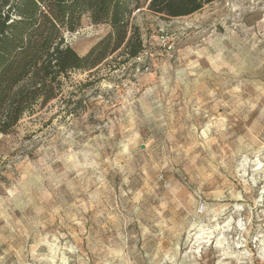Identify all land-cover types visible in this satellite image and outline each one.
<instances>
[{
    "label": "rangeland",
    "instance_id": "1",
    "mask_svg": "<svg viewBox=\"0 0 264 264\" xmlns=\"http://www.w3.org/2000/svg\"><path fill=\"white\" fill-rule=\"evenodd\" d=\"M140 4L138 57L72 72L0 133V264H264V0Z\"/></svg>",
    "mask_w": 264,
    "mask_h": 264
},
{
    "label": "trees",
    "instance_id": "2",
    "mask_svg": "<svg viewBox=\"0 0 264 264\" xmlns=\"http://www.w3.org/2000/svg\"><path fill=\"white\" fill-rule=\"evenodd\" d=\"M164 17L200 11L216 0H145ZM140 0H0V133L16 131L26 114L57 99L70 74L91 71L121 50L143 51L141 32L131 22ZM85 17L110 32L85 54L65 40Z\"/></svg>",
    "mask_w": 264,
    "mask_h": 264
}]
</instances>
